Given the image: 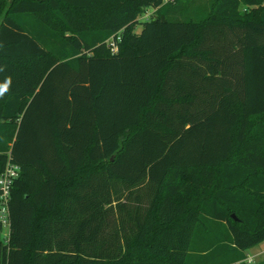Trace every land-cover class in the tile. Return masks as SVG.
I'll return each instance as SVG.
<instances>
[{"label": "trees", "instance_id": "obj_1", "mask_svg": "<svg viewBox=\"0 0 264 264\" xmlns=\"http://www.w3.org/2000/svg\"><path fill=\"white\" fill-rule=\"evenodd\" d=\"M174 1L0 0V264H247L264 241V0Z\"/></svg>", "mask_w": 264, "mask_h": 264}, {"label": "rangeland", "instance_id": "obj_2", "mask_svg": "<svg viewBox=\"0 0 264 264\" xmlns=\"http://www.w3.org/2000/svg\"><path fill=\"white\" fill-rule=\"evenodd\" d=\"M214 0H175L171 3L169 10L171 11V17L185 18V17H198L204 15L208 12L211 4ZM156 11L154 8L148 7L138 16V19L142 22L145 18L154 14ZM141 28V24L135 27V31L138 32ZM250 124L248 126L247 136H260L264 135V115L250 119ZM4 230L2 231V233ZM264 247V243L260 248ZM252 252V251H248ZM248 258V257H246ZM250 258V257H249ZM259 259H252L251 261H246L247 264H255Z\"/></svg>", "mask_w": 264, "mask_h": 264}, {"label": "built area", "instance_id": "obj_3", "mask_svg": "<svg viewBox=\"0 0 264 264\" xmlns=\"http://www.w3.org/2000/svg\"><path fill=\"white\" fill-rule=\"evenodd\" d=\"M171 0H162V2H167ZM120 40L119 33H115L106 40V46L109 48L110 52H115L117 49V41ZM3 170L0 172V224L2 226V236L4 241L8 236V226H9V217H8V197L10 189L12 187L13 181L18 177L20 168L7 160L3 165ZM246 261H251V258H246Z\"/></svg>", "mask_w": 264, "mask_h": 264}, {"label": "crops", "instance_id": "obj_4", "mask_svg": "<svg viewBox=\"0 0 264 264\" xmlns=\"http://www.w3.org/2000/svg\"><path fill=\"white\" fill-rule=\"evenodd\" d=\"M263 243L264 241L249 247L248 250H246V257L259 260L264 259V247L260 248ZM249 250L252 252H248Z\"/></svg>", "mask_w": 264, "mask_h": 264}]
</instances>
